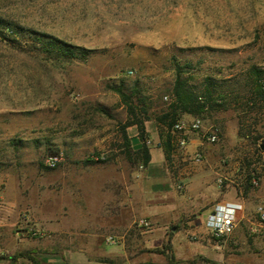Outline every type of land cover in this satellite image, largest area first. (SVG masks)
I'll list each match as a JSON object with an SVG mask.
<instances>
[{
    "label": "rangeland",
    "instance_id": "1",
    "mask_svg": "<svg viewBox=\"0 0 264 264\" xmlns=\"http://www.w3.org/2000/svg\"><path fill=\"white\" fill-rule=\"evenodd\" d=\"M0 19L23 31L0 28V264H62L67 252L72 264H264V100L246 101L252 70L264 75V0H0ZM27 31L89 53L56 58ZM174 63L190 65L196 92L209 78L213 98L232 92L239 104L182 115L201 122L183 148L144 122L150 161L132 164L116 89H138L155 118ZM126 134L138 149L135 127ZM226 202L242 211L213 240L203 221Z\"/></svg>",
    "mask_w": 264,
    "mask_h": 264
},
{
    "label": "trees",
    "instance_id": "2",
    "mask_svg": "<svg viewBox=\"0 0 264 264\" xmlns=\"http://www.w3.org/2000/svg\"><path fill=\"white\" fill-rule=\"evenodd\" d=\"M0 28L9 31L10 35H23V31L20 28H17L2 19H0ZM26 35L30 41L36 40L41 42L44 46V51L52 54L56 58L62 57L67 61H72L75 58L84 59L89 53V50H86L85 48L66 44L48 35H38L32 31H27ZM189 67V64L179 65L178 63H174V81L172 88L169 91L170 101L167 110L163 111L155 118H152L148 112L149 104L146 102L148 98L141 97L138 89L134 88L128 94L123 92L121 88L116 89L120 102L126 109V120L120 125V136L122 140V143L120 144V148L122 149L121 154L130 163H139L146 166L150 161L147 147L148 135L145 130L144 122L153 119L161 137L162 126H165L172 131L173 124L178 121L182 115L198 116L208 108L215 109V107H224L225 103L239 104V96L236 94L234 95L232 92L227 94L223 92L222 94H218V98H213V92L209 85V78H206L207 85L205 88L200 92H196L194 88L189 85L188 79L184 77L186 69ZM250 88V92H248L249 96H247L246 101L254 107L258 101L264 100V75L256 69L252 70ZM164 97L167 99L166 95ZM129 127H135L136 129V138L140 144L139 148L136 150L131 149L130 138L126 134V129ZM169 139L171 138L167 135V140L162 142V148L166 160H168V150L170 147ZM59 153L60 152L58 151H52L50 155L58 156ZM98 161L104 160L102 159ZM24 256L29 257L32 264H41L29 254H25ZM169 260L171 261V258ZM62 264L69 263L63 262Z\"/></svg>",
    "mask_w": 264,
    "mask_h": 264
},
{
    "label": "built area",
    "instance_id": "3",
    "mask_svg": "<svg viewBox=\"0 0 264 264\" xmlns=\"http://www.w3.org/2000/svg\"><path fill=\"white\" fill-rule=\"evenodd\" d=\"M129 75L132 72H128ZM164 99H166L164 97ZM201 129V122L199 119H193L190 122H186L182 119L176 121L172 126V132L176 136V141L179 147L183 148L187 145L186 135L189 133L199 132ZM203 140L209 144H214L218 140V136L215 132L203 134ZM201 154H194L195 160H200ZM60 159V153L58 156H49L46 162L49 166H55ZM242 211V205L239 203L226 202L222 204H216L208 213L203 221V227L206 234L213 240H220L230 236L235 227L236 219ZM257 213L262 221H264V208H257ZM199 221H201L199 219ZM202 223V222H201ZM135 226L139 229L150 228V223L146 220H138L135 222Z\"/></svg>",
    "mask_w": 264,
    "mask_h": 264
},
{
    "label": "crops",
    "instance_id": "4",
    "mask_svg": "<svg viewBox=\"0 0 264 264\" xmlns=\"http://www.w3.org/2000/svg\"><path fill=\"white\" fill-rule=\"evenodd\" d=\"M146 129H147V127H146ZM147 131H148V130H147ZM150 157H151V155H150ZM150 163H151V162H150ZM148 166H149V165H148ZM203 228H204V227H203ZM77 258H79V256H76V254H74V253H70V252H67V253L64 254V258H63L64 261H62V263H63V262H66V263L72 264V263H70V262H72L73 260H75V259H77ZM46 264H50L49 261H48Z\"/></svg>",
    "mask_w": 264,
    "mask_h": 264
}]
</instances>
